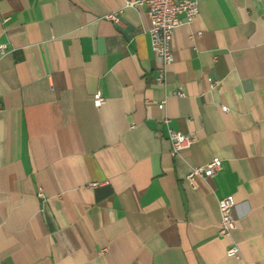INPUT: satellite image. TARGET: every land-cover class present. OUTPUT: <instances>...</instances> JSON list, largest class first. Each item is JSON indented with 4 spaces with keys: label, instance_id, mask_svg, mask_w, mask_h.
Here are the masks:
<instances>
[{
    "label": "crops",
    "instance_id": "obj_1",
    "mask_svg": "<svg viewBox=\"0 0 264 264\" xmlns=\"http://www.w3.org/2000/svg\"><path fill=\"white\" fill-rule=\"evenodd\" d=\"M128 1L0 0V264H264V0H201L165 87Z\"/></svg>",
    "mask_w": 264,
    "mask_h": 264
},
{
    "label": "built area",
    "instance_id": "obj_2",
    "mask_svg": "<svg viewBox=\"0 0 264 264\" xmlns=\"http://www.w3.org/2000/svg\"><path fill=\"white\" fill-rule=\"evenodd\" d=\"M201 0H131L127 2V6L134 9L145 8L150 20V36L152 50L156 55L159 63L158 76L156 82L161 86H166L167 66L174 62L173 40L177 29L184 23H193L199 15V2ZM110 20L118 21L117 17L110 15ZM201 35V33H198ZM6 45H0V58L8 54ZM212 88L218 85V81L209 78ZM182 95V93H178ZM106 103V99L101 95H97L94 104L97 108H101ZM166 101L159 104L161 110L165 109ZM224 112L228 111L227 107H223ZM168 140L171 143V153L177 156L180 152L188 150L194 142L193 137L184 134L175 129L168 130ZM222 169V161L214 159L213 161L199 166L193 167L187 176V180L194 184L197 178L208 179L216 175ZM98 184H92L96 187ZM235 203L232 198H224L219 201L220 209V236L230 237L237 228V221L234 217L233 209ZM240 256L239 247L233 244L227 250V257L238 258Z\"/></svg>",
    "mask_w": 264,
    "mask_h": 264
}]
</instances>
